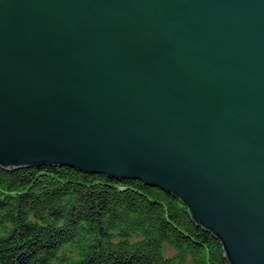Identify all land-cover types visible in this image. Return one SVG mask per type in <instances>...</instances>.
Here are the masks:
<instances>
[{
	"label": "water",
	"instance_id": "obj_1",
	"mask_svg": "<svg viewBox=\"0 0 264 264\" xmlns=\"http://www.w3.org/2000/svg\"><path fill=\"white\" fill-rule=\"evenodd\" d=\"M181 199L264 264V0H0V166Z\"/></svg>",
	"mask_w": 264,
	"mask_h": 264
},
{
	"label": "trees",
	"instance_id": "obj_2",
	"mask_svg": "<svg viewBox=\"0 0 264 264\" xmlns=\"http://www.w3.org/2000/svg\"><path fill=\"white\" fill-rule=\"evenodd\" d=\"M0 264H229L186 204L141 179L0 166Z\"/></svg>",
	"mask_w": 264,
	"mask_h": 264
},
{
	"label": "rangeland",
	"instance_id": "obj_3",
	"mask_svg": "<svg viewBox=\"0 0 264 264\" xmlns=\"http://www.w3.org/2000/svg\"><path fill=\"white\" fill-rule=\"evenodd\" d=\"M49 166H52V165H49ZM34 167H39V166H34ZM28 168V167H27ZM5 169H7V168H5ZM10 169H12V168H10ZM14 169H19V168H13L12 170H14ZM160 188V187H159Z\"/></svg>",
	"mask_w": 264,
	"mask_h": 264
},
{
	"label": "bare ground",
	"instance_id": "obj_4",
	"mask_svg": "<svg viewBox=\"0 0 264 264\" xmlns=\"http://www.w3.org/2000/svg\"><path fill=\"white\" fill-rule=\"evenodd\" d=\"M88 173H90V172H88ZM92 173V172H91ZM94 173V172H93ZM103 174V173H102ZM105 175H107V174H105ZM108 176V175H107ZM131 179V178H130Z\"/></svg>",
	"mask_w": 264,
	"mask_h": 264
}]
</instances>
